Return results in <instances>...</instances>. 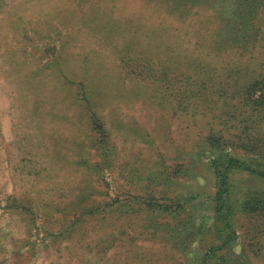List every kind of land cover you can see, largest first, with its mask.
<instances>
[{"label":"rangeland","instance_id":"obj_1","mask_svg":"<svg viewBox=\"0 0 264 264\" xmlns=\"http://www.w3.org/2000/svg\"><path fill=\"white\" fill-rule=\"evenodd\" d=\"M262 75L264 0H0V264L221 254L211 160L252 164L233 135L248 108L263 137ZM228 182L207 262L264 264V213L242 209L264 180Z\"/></svg>","mask_w":264,"mask_h":264},{"label":"trees","instance_id":"obj_2","mask_svg":"<svg viewBox=\"0 0 264 264\" xmlns=\"http://www.w3.org/2000/svg\"><path fill=\"white\" fill-rule=\"evenodd\" d=\"M261 80L264 81V76L262 75ZM259 94L255 96L254 99H252V103L257 104L259 111L261 112V120H264V92L261 90L258 91ZM257 92V93H258ZM253 94V93H252ZM253 98V97H252ZM257 113L259 112L256 109ZM242 115L245 116V120L242 121L241 126L238 130L234 132L233 137L237 138L239 142L237 143V148L239 149H245L248 151L247 153L253 154L251 157L252 164H249V162H245L243 160H239L238 158H235L230 155H225L223 157H226L225 159H221L223 157L214 158L211 160V167L212 170L215 173L216 176V183L218 184V191L216 192V206H215V215L216 218L219 219V221L222 223V227H216V231L218 233H222L224 231H227L228 235L226 239L221 243L220 246L216 247V250H221V254H213V252H209L207 255H205L203 261L201 264H218L213 263V259L207 262V258L214 256V258L218 259L219 262L225 258V255L223 254L224 248L227 246L228 242L232 239L233 235V226L229 222V216L231 213L232 205L230 202V185H229V172L231 171H249L256 175L257 177L264 180V143H259V139H264L263 137H260V131L258 129H253L249 126H247V123L253 118V114L249 113V109L247 108L245 111L242 112ZM94 123H98L99 125L95 124L96 130H104L103 125H101V121L98 116H94ZM219 136V138H218ZM218 138V139H217ZM217 140V143H215L213 140ZM221 132L210 134L209 136V142L208 144L211 147H217L219 145L220 140H222ZM107 143L105 140L101 141V147L105 146ZM220 146V145H219ZM257 159V160H254ZM248 200L243 204L242 209L245 211H251V212H258V213H264V193H253L248 196ZM250 205L255 206L256 208H249ZM148 209L151 213L156 212L155 208H158L161 213L167 212L165 209H162L160 205L154 204V203H148L147 204ZM167 208V207H166ZM224 209L227 210L225 213ZM176 217V216H175ZM174 217V218H175ZM186 225H184V230H186Z\"/></svg>","mask_w":264,"mask_h":264}]
</instances>
